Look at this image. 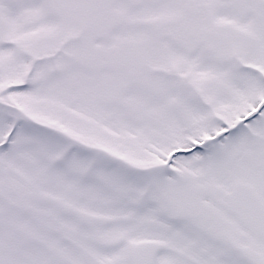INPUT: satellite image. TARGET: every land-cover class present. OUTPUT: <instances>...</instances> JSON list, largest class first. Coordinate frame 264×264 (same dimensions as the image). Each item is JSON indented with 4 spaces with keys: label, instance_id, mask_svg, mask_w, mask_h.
Instances as JSON below:
<instances>
[{
    "label": "snow or ice",
    "instance_id": "snow-or-ice-1",
    "mask_svg": "<svg viewBox=\"0 0 264 264\" xmlns=\"http://www.w3.org/2000/svg\"><path fill=\"white\" fill-rule=\"evenodd\" d=\"M0 264H264V0H0Z\"/></svg>",
    "mask_w": 264,
    "mask_h": 264
}]
</instances>
